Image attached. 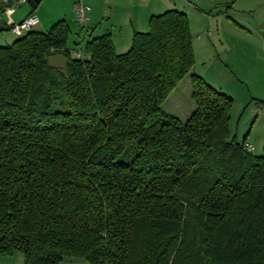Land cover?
I'll return each mask as SVG.
<instances>
[{"label":"trees","instance_id":"trees-1","mask_svg":"<svg viewBox=\"0 0 264 264\" xmlns=\"http://www.w3.org/2000/svg\"><path fill=\"white\" fill-rule=\"evenodd\" d=\"M89 29L70 47L62 19L0 46V255L264 264V144L230 136L232 98L190 73L187 15L151 14L122 53ZM188 74L181 119L161 105Z\"/></svg>","mask_w":264,"mask_h":264},{"label":"rangeland","instance_id":"rangeland-1","mask_svg":"<svg viewBox=\"0 0 264 264\" xmlns=\"http://www.w3.org/2000/svg\"><path fill=\"white\" fill-rule=\"evenodd\" d=\"M1 1L2 0H0V2ZM17 1L19 0H11L16 10L13 14V18L16 20L15 23L23 19L22 16L19 20V15L24 13V11L28 12L31 7L28 1L22 5L15 6ZM77 1L78 0H40L34 8L33 13L44 23V26L38 27L37 24L34 28L40 31H46L52 24L63 19L71 29L68 40V45L71 47L73 36L76 41H80L84 32L80 28L75 17L74 4ZM82 1L93 9L90 15L92 13L94 19L89 22V27H97L93 35L110 33L117 53H122L129 49L133 31L145 32L148 30V22H146L145 19L142 20L143 14H159L165 10L175 9L174 4H172L173 2L167 4V0ZM192 1L195 2L198 7L205 6V3L201 0ZM153 5L155 9L151 11L150 9H152ZM198 12L196 11L194 14L189 12V30L193 46L195 73H202L204 80L208 84L228 94L232 98L228 121L230 136H235L239 141L246 136V140L254 145L255 149L253 153L258 155L262 152L264 144V101L261 100L262 98L259 99L260 95L264 97V93H259L260 86L258 84H253L252 80L255 79L259 81L260 77L257 74H260V71L264 70V67L262 66L260 69L254 70V77L251 78V81L245 84L239 81L231 70L221 61L225 53L219 48V41L216 38L218 32L216 26L212 24V22H207L206 18L201 17V14ZM2 14L5 13H2L0 7V46L10 44L18 37V35L13 33L10 29L5 28V21L8 16L5 14L1 20ZM220 29L222 31V28ZM76 33H78L77 36ZM87 38L88 36L83 38V45ZM50 62L53 65L62 66L63 58L61 55L55 54L51 56ZM185 78L187 77L181 80L179 85L171 91L166 100L162 103L161 107L163 110L169 111L171 106L177 107L180 110L179 112L182 113H186L189 110L191 98L185 92V88H187L184 84ZM262 89H264V86ZM176 93H180V97L183 100L182 102H184L186 106L180 105L181 103H179V105H174L173 101L169 104L168 100ZM166 102H168V104ZM0 264H24L23 253L19 250H15L11 254L0 255ZM59 264L91 263L79 257H64Z\"/></svg>","mask_w":264,"mask_h":264},{"label":"crops","instance_id":"crops-1","mask_svg":"<svg viewBox=\"0 0 264 264\" xmlns=\"http://www.w3.org/2000/svg\"><path fill=\"white\" fill-rule=\"evenodd\" d=\"M205 3L204 7H198V5L192 0H167V4H174V8L176 10L182 11L187 15L189 24H190V15L189 12H198L201 14V17L206 18L207 22L214 24L216 29L218 30L216 34V38L219 41V48L225 56L221 60L227 68L231 70L233 75L242 83L251 81L254 76V70L260 69L262 66L264 67V0H201ZM8 4L12 5L11 0H8ZM30 4V3H29ZM22 5V4H20ZM31 6V5H30ZM169 6V5H168ZM177 6V7H176ZM0 7L2 13H5L8 18H6L5 24L6 29H10V24L15 23L16 20L13 18L14 11L11 14H7L5 12L6 4L2 1L0 2ZM153 5L151 11L155 8ZM15 8V7H14ZM178 8V9H177ZM92 7L90 12L92 11ZM150 11V12H151ZM194 11V12H193ZM34 12V9L30 7L28 12L24 11L21 15H19V20L23 16H27L28 14ZM2 14L1 20L4 15ZM152 13L143 14V19L148 22L149 16ZM39 19V18H38ZM94 19V15L91 13L90 21ZM233 20V21H232ZM89 21V22H90ZM232 22V23H231ZM237 22V23H236ZM142 24V23H141ZM38 27H43L44 23L39 20L37 25ZM8 27V28H7ZM90 33L93 35L95 32L96 26L89 27ZM222 28V31L221 29ZM104 30V29H103ZM78 33H76V36ZM210 35V34H209ZM84 36V35H83ZM82 40V38H81ZM113 40V38H112ZM73 41H75L73 36ZM114 44V42H113ZM208 45V44H206ZM205 45V46H206ZM214 46V43L212 42ZM193 69V70H192ZM191 72H195L194 64L192 66ZM203 79V74L197 72ZM259 81L252 80L253 84H258L260 86L261 94L264 93V70L260 71ZM185 78V92L188 96L191 94L190 88V80L189 74L186 75ZM184 79V77L182 78ZM181 79V80H182ZM180 80V82H181ZM179 82V83H180ZM179 83L177 85H179ZM183 84V85H184ZM189 87V88H188ZM262 98V99H261ZM262 95L260 98L264 101ZM174 103V105L186 106L183 100L180 97V93H176L170 100V102ZM168 102H166L168 104ZM171 111L165 110L168 113H172L177 115L179 118L184 119L187 117L194 109V104L191 100L189 105V110L186 113L179 112L180 110L175 107H170ZM247 143L251 144L254 148L253 143L247 141ZM255 149V148H254ZM253 149V150H254Z\"/></svg>","mask_w":264,"mask_h":264},{"label":"built area","instance_id":"built-area-1","mask_svg":"<svg viewBox=\"0 0 264 264\" xmlns=\"http://www.w3.org/2000/svg\"><path fill=\"white\" fill-rule=\"evenodd\" d=\"M29 0H19L15 3V6L23 4ZM4 4H6L5 12L7 14H11L14 11V6L8 4V0H2ZM90 10L91 7L84 3L82 0H78L74 4V11H75V17L77 23L82 27L83 35H86L88 29H89V21H90ZM39 23L38 17L34 14H28L23 19H21L17 23H11L10 24V30L15 33L16 35H21L24 32L34 28ZM75 53L79 56L82 55V52L80 50V47L77 46ZM248 150H253V146L251 144L247 145Z\"/></svg>","mask_w":264,"mask_h":264}]
</instances>
